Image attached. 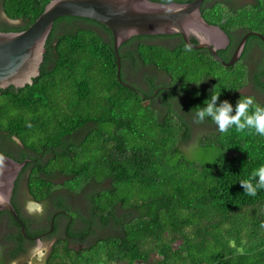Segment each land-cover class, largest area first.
<instances>
[{"label": "trees", "instance_id": "trees-1", "mask_svg": "<svg viewBox=\"0 0 264 264\" xmlns=\"http://www.w3.org/2000/svg\"><path fill=\"white\" fill-rule=\"evenodd\" d=\"M50 1L0 0L5 19L19 21L4 23L0 32L28 29ZM202 16L230 37L240 35L231 39L232 50L244 33L264 36V0L238 9L218 2ZM151 38L134 37L119 48L121 80L127 64L133 70L158 67L172 86L191 91L188 100L175 105L169 91L161 90L154 105L125 87L117 79L110 31L75 17L55 21L32 85L0 89V139L21 145L14 160L27 161L21 178L28 174L33 201L57 193L53 201L62 207L67 198L60 194L70 200L83 193L88 214L69 216L81 225L69 226L72 244L108 232L81 250L61 238L47 264H264V190L250 197L238 183L264 165V137L234 127L220 133L210 120L195 123L190 112L217 92L218 105L227 100L235 107L239 99L251 98L250 114L264 107L260 98L241 93L251 84L264 98V44L251 35L242 56L257 50L254 67L246 57L226 68L176 36L173 47L150 44ZM133 43L134 50L125 51ZM155 89L152 85L149 95ZM12 205L26 234L35 236L13 199ZM3 214L22 249L18 224Z\"/></svg>", "mask_w": 264, "mask_h": 264}, {"label": "water", "instance_id": "water-1", "mask_svg": "<svg viewBox=\"0 0 264 264\" xmlns=\"http://www.w3.org/2000/svg\"><path fill=\"white\" fill-rule=\"evenodd\" d=\"M204 1L206 0L162 4L150 0H51L28 29L21 32H0V89L10 86L21 89L32 85L33 79L40 74L45 44L54 23L63 17L93 20L110 31L117 60L116 75L120 83L121 63L118 51L134 37L179 35L188 47L207 50L226 68L240 60L249 36L258 37L264 44L262 35L248 33L237 44L229 61H222L217 51L226 49L230 40L221 28L209 24L203 18L201 7ZM197 33L205 34L206 38L203 39ZM192 34L200 41L197 45H192L189 41ZM123 85L132 88L128 84ZM26 162H17L0 154V212H7L12 217L24 238H27L25 225L12 205V197L15 183ZM44 235L34 240L39 244Z\"/></svg>", "mask_w": 264, "mask_h": 264}, {"label": "flooded vegetation", "instance_id": "flooded-vegetation-1", "mask_svg": "<svg viewBox=\"0 0 264 264\" xmlns=\"http://www.w3.org/2000/svg\"><path fill=\"white\" fill-rule=\"evenodd\" d=\"M218 2L224 3L225 5H228L230 7L236 8V9H238L240 7L250 6V5L256 4V0H206V1H204L203 5L201 7V13H203L206 8H210L215 3H218ZM4 23L11 24L10 21L6 20L5 18L0 17V26H2ZM249 33H251V32H249ZM252 33H255V32H252ZM247 34L248 33H244L241 36L240 40ZM197 35L201 36L203 39L206 38L205 34H198L197 33ZM260 35H262V34H260ZM173 36H176L177 37L176 39L178 41H179V39L182 40V38L179 35H173ZM232 36L235 38H238L240 35H238V36L232 35ZM154 37L155 38L150 39L152 41L150 44L161 45L163 47H168V46L173 47L174 45H176L175 39L172 38V36H168V38H161L163 36H154ZM233 37H230L228 35V38L230 40V44L226 47V49L217 51L218 56H219V53H224L226 56L229 55V58H231V56H232V54L236 48L235 47L234 50H232V46H231L232 40L231 39H233ZM192 40H194L196 43L195 44L191 43ZM240 40L238 41V43L240 42ZM189 41L192 45H197L198 43H200L199 39L197 38V36L195 34H192L189 36ZM246 42H247V40H246ZM246 42H245V44H246ZM237 44H236V46H237ZM134 45H135L134 43L131 45H128L125 48V51L134 50ZM244 48H245V46H244ZM199 51L203 52V51H207V50L202 49ZM123 52H124V50H123ZM243 52H244V50H243ZM256 53H257V50H253V52H251V55H250V53L246 56L241 55V58H243V59L248 57L247 62L249 63L248 64L249 68H252V66L254 67V59L256 58L255 57ZM140 65H142V64H140ZM120 80H121V78H120ZM121 82L131 86L132 89L138 93V95H140L142 98L148 99L147 100L148 102H153L154 105H158V103L160 102V100L158 98V94L161 90L169 91L168 98H169V100H172V103L175 105L177 104L179 99L181 101H183L184 99L188 100L190 93H191V91H189V90H188V92H186L181 86H179V87L172 86L171 80L166 75H164V73L158 67H154V66L142 65L138 69L133 70V68L130 67V64H127L122 68V80H121ZM152 85L156 89L152 95H149ZM201 86L206 88L207 84H202ZM194 87L195 86L192 87V90L195 89ZM244 89L246 91V92H243L244 94H246L248 96L251 95V96H254L256 98H260V97H258L260 95H257V93H255L253 86L251 84L246 86ZM186 118H187V120H190V119H188V117H186ZM190 122H189L190 125L193 124V122H191V123ZM208 130H210V129H208ZM15 142L16 141L14 139L8 141L4 138H1L0 139V154L14 159L15 156H17L22 149L21 145L18 142H16V143ZM21 173H20V175H19V177L15 183V188H14V193H13L12 199L15 201L18 208H20V211H21L20 216L27 219L28 229L34 230L36 235L30 236V235L26 234L27 238L23 237L25 239L24 240L25 242L22 244V249H20L18 243L13 240L14 231H15L14 227H12V225L9 223L10 222L9 218H7V216L5 214H3L6 212H0V214H2V216L0 217V264H28L30 252L34 248V246L37 244L36 240H34V239L36 237H39V236L44 235V234L45 235L41 238L40 242H43L45 240H50V241L53 240L54 242L52 243V246H51L52 248H53L54 244L57 242L58 237L65 238L67 241L70 242V245H71L73 243L74 238L70 237L67 234L68 230H69V226H71V224H72L71 227L75 228L76 230H79L81 228V225L77 224L80 221L76 222L75 219L69 217L71 214L69 213L68 208H66V207H69L70 205L76 204L75 198H70V200H68V197L70 196L69 194H66V193L60 194V197H62L64 199L67 198L66 200H64V204L62 207L61 206L60 207L55 206V203L53 201L58 197L57 193H53L52 197H50L49 199H46L42 202H35V201H33V199L31 198V196L29 194L27 195L28 197H26V195L23 192L19 193V191H18L20 189V185L18 184V186H17V183H19V180L22 177ZM27 177H28V174L26 177H24V179L26 182V184H25L26 192L29 193L28 189H27V181H26ZM29 199L33 201L32 203H33V205L35 204L34 206H39L38 211H29L27 209ZM85 209H86V214H88L87 205H86ZM51 222H52V224H51ZM25 229L27 231L26 226H25ZM15 249L16 250L18 249L20 251H19V253H17L16 256H13V251ZM47 262H48V260L46 259L45 264H47Z\"/></svg>", "mask_w": 264, "mask_h": 264}, {"label": "clouds", "instance_id": "clouds-1", "mask_svg": "<svg viewBox=\"0 0 264 264\" xmlns=\"http://www.w3.org/2000/svg\"><path fill=\"white\" fill-rule=\"evenodd\" d=\"M220 95L219 92L212 94L203 102V107L197 106L190 111L194 115L195 123L202 124L205 120H210L220 133L234 127L236 132L247 131L264 137V107H256L250 114L249 109L253 104L251 98L239 99L233 107L227 100L218 105ZM238 183L243 193L255 197L259 190H264V165L253 170L247 179Z\"/></svg>", "mask_w": 264, "mask_h": 264}, {"label": "rangeland", "instance_id": "rangeland-1", "mask_svg": "<svg viewBox=\"0 0 264 264\" xmlns=\"http://www.w3.org/2000/svg\"><path fill=\"white\" fill-rule=\"evenodd\" d=\"M0 17L5 18L4 13H3L1 8H0ZM10 23L11 24H18L19 21H10ZM244 88L241 91V93L246 92ZM260 101L264 102V98L260 97ZM207 131H211V130H205V132H207ZM185 151H186V148H185ZM56 182L61 183L62 180L61 179L56 180ZM18 184L20 185V189L18 190L19 193L23 192L26 195V197H28L27 195L29 193L26 192L25 179L21 178V180L19 181ZM73 197L76 199V202H75L76 204L70 205L68 207L69 213L73 216V218L77 217L76 215L85 216L86 215V209L85 208H86V203H87V200L85 198V194L80 193L79 195H76V196L73 195ZM32 202L33 201L29 199L27 209L29 211H38L39 206H34L35 204L33 205ZM106 235H108V232H100V233L96 234V236L90 238L85 244H82V245L71 244L70 246H72L76 250L87 249V248L91 247L92 245H95L99 241V239L105 238ZM58 240H61V238L58 237ZM53 242H54L53 240L52 241L45 240L39 244L37 243L30 252L28 264H45L46 259L48 260L50 255L53 252V250H52L53 248L51 247ZM61 257H63V256H61Z\"/></svg>", "mask_w": 264, "mask_h": 264}]
</instances>
